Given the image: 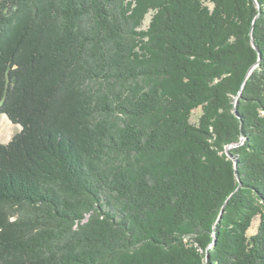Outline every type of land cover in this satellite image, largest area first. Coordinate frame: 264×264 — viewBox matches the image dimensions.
Listing matches in <instances>:
<instances>
[{
  "label": "trees",
  "instance_id": "trees-1",
  "mask_svg": "<svg viewBox=\"0 0 264 264\" xmlns=\"http://www.w3.org/2000/svg\"><path fill=\"white\" fill-rule=\"evenodd\" d=\"M0 114V264H264V0H0Z\"/></svg>",
  "mask_w": 264,
  "mask_h": 264
},
{
  "label": "rangeland",
  "instance_id": "rangeland-1",
  "mask_svg": "<svg viewBox=\"0 0 264 264\" xmlns=\"http://www.w3.org/2000/svg\"><path fill=\"white\" fill-rule=\"evenodd\" d=\"M152 17H153V14H152V13H149V14H147V15L145 16V20H144V23H143V26H142L141 30L146 31V30L148 29ZM253 25H254V23H253ZM253 25H252V28H253ZM251 36H252V30H251ZM252 47L254 48V50H256V51L258 52L259 56H261V53H260L259 49L255 46V43H254V40H253V39H252ZM260 60H261V59H259L258 62L253 66V68L251 69L250 73H252L253 69L256 68V66L260 63ZM241 93H242V92H240L239 95H241ZM15 94H16V93H15ZM238 99H239V98L236 97V98H235V103H234L235 116H236V117H238V115H239V114H238V109H237V108H238ZM201 115H202V110H201V109H197V110H195V111L192 113V116H191V122H192V123H195V124L198 123V121H199ZM21 130H22V127H21V126L12 123L6 115L0 114V144H3V145H7V144H9V143L12 141L13 137H14L16 134H18L19 132H21ZM243 143H244V139H243V142L241 141V142L239 143L240 146L243 145ZM229 148L231 149V147H227V151H226L227 155L230 154V153L228 152V149H229ZM232 148H233V147H232ZM230 149H229V150H230ZM232 156H233V155H232ZM228 157H229V155H228ZM229 159H231V158L229 157ZM232 160L235 162L236 159L234 158V159H232ZM236 164H237V163H235V165H236ZM236 171H237V168H236ZM236 175H237V173H236ZM237 176H238V175H237ZM237 180H238V182H239V186H238V188H237V191H238V190H240V189L243 187V186H242L243 184H242V182H241L240 176L237 177ZM228 202H229V199L225 202V204H224L225 207L223 206V208H224L223 213H222V210H223V208H222V210H221V212H220V214H219V218H218V220H217V222H216V225L214 226V229H213L214 233L216 232L217 227H218L219 223H220L221 220H222V217H223V214H224V212H225V209H226V207H227V205H228ZM90 216H91V215L88 214V215L86 216V217H87L86 220H85L84 222H82L81 225H85V224H87V223L89 222L88 219H90ZM11 221H15V218H12ZM258 225H259V218L255 219V220L253 221V227H252V229L250 230V232H249L248 234H249V235H253V234H255V233L257 232ZM76 227H77V226H76ZM215 243H216V238L214 237L213 244H212L210 247H208L207 252H206V258H207V260H208L209 257H210V250L214 247Z\"/></svg>",
  "mask_w": 264,
  "mask_h": 264
},
{
  "label": "water",
  "instance_id": "water-1",
  "mask_svg": "<svg viewBox=\"0 0 264 264\" xmlns=\"http://www.w3.org/2000/svg\"><path fill=\"white\" fill-rule=\"evenodd\" d=\"M243 142V141H242ZM240 144H235V145H233V146H231V147H236V146H239ZM230 149V148H229ZM229 149H228V151H229ZM229 155V157L231 158V159H234V157L231 155V154H228ZM236 163V162H235ZM238 177V176H237ZM224 207H225V205H224ZM223 211H224V208H223V210H222V213H223Z\"/></svg>",
  "mask_w": 264,
  "mask_h": 264
}]
</instances>
